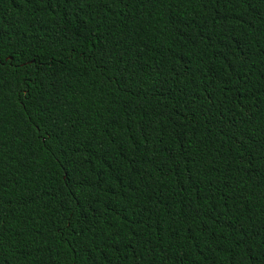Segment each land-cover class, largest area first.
Wrapping results in <instances>:
<instances>
[{
	"label": "trees",
	"instance_id": "trees-1",
	"mask_svg": "<svg viewBox=\"0 0 264 264\" xmlns=\"http://www.w3.org/2000/svg\"><path fill=\"white\" fill-rule=\"evenodd\" d=\"M0 264H264V0H0Z\"/></svg>",
	"mask_w": 264,
	"mask_h": 264
}]
</instances>
